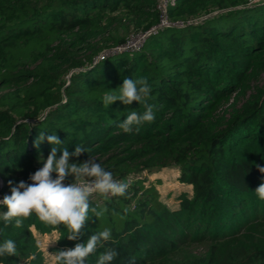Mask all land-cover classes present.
<instances>
[{
  "label": "trees",
  "instance_id": "obj_1",
  "mask_svg": "<svg viewBox=\"0 0 264 264\" xmlns=\"http://www.w3.org/2000/svg\"><path fill=\"white\" fill-rule=\"evenodd\" d=\"M158 3L0 0V200L19 181L31 183L46 161L53 145L45 139L37 147L40 132L56 134L57 147L70 153L86 149L70 162L91 157L129 184L122 196H92L91 206L104 214L89 213L77 241L35 214L22 228L0 220V243L11 239L17 249L0 264H47L33 229L58 233L56 253L105 228L111 240L86 264L107 248L118 252L112 264H264V240L236 242L264 223V201L254 192L264 183V85L254 84L264 73V0H167V18L181 26L95 59L127 41L113 33L122 22L135 31L157 25ZM126 77L147 78L155 114L132 133L118 124L145 107L102 103ZM159 166L177 167L178 180L192 187L174 206L161 200L156 182L137 176ZM198 242L209 245L204 256L172 258Z\"/></svg>",
  "mask_w": 264,
  "mask_h": 264
},
{
  "label": "clouds",
  "instance_id": "obj_2",
  "mask_svg": "<svg viewBox=\"0 0 264 264\" xmlns=\"http://www.w3.org/2000/svg\"><path fill=\"white\" fill-rule=\"evenodd\" d=\"M115 90L118 91L108 90L104 93L102 103L105 108L115 101H121L125 106L135 101L145 107L142 114L131 111L118 124L124 133H132L134 127L138 132L140 126L154 121L153 106L147 104L151 88L146 77L135 80L126 77L122 86ZM45 139L53 145L46 161L30 175L31 183L19 181L11 186L13 182L9 181L11 194L0 200V206L7 209L0 213V220L4 222L5 227L11 225L22 228L24 220L35 214L41 222L50 226L58 228L63 225L68 231L67 239L77 241L84 234L83 229L89 221V213L96 218L104 214L103 210L91 206L92 196H122L129 184L116 180L110 171L105 170L91 157L82 163L70 162L71 157H79L86 149L79 145L71 153L67 148L60 149L57 146L62 144V141L56 134L45 136V132H40L36 146L39 147ZM58 150L61 152L59 157ZM259 171L264 173V167H260ZM68 177L73 179L66 184ZM254 192L264 201V183ZM111 238V230L108 228L92 234L85 243H76L72 248L56 252L53 256L55 264H86L87 258L95 254L98 247L104 248ZM16 250V243L11 239L0 243V257L14 256ZM117 256L116 250L107 248L99 254L96 264H112Z\"/></svg>",
  "mask_w": 264,
  "mask_h": 264
},
{
  "label": "rangeland",
  "instance_id": "obj_3",
  "mask_svg": "<svg viewBox=\"0 0 264 264\" xmlns=\"http://www.w3.org/2000/svg\"><path fill=\"white\" fill-rule=\"evenodd\" d=\"M162 2V0H161ZM127 22H122L117 29H114L113 33L117 37H127L130 39H135L136 34L139 31H135L134 26L130 23L127 25ZM114 51H116V47L108 46L100 51V53L95 57V59H103L107 56H111ZM83 54V53H82ZM254 84L258 86L264 85V73L262 74L259 81H256ZM180 171L175 166H159L152 168L151 170H144L138 173V177L146 178L148 181L156 182V189L160 193L161 200L164 201L169 206H174L176 204V196L182 192L192 193L191 185H186L181 183L178 180V176ZM72 177H68L65 183H69L72 181ZM148 183V182H146ZM94 198L99 200V202L104 201V197L99 195H93ZM39 246L41 250L44 252L45 261L47 264H55L53 259L54 252L51 249L57 241L58 233L56 231L41 235L38 232H35ZM243 237L241 240H237L236 242H242L246 245L253 244L256 238H260L264 240V223L255 224L253 229H250L248 232L242 233ZM209 245L206 242H198V243H187L181 247L182 254H174L172 258L174 260H178L183 258L184 256H188L186 258L200 257L204 256L208 251ZM182 255V256H181ZM185 258V257H184Z\"/></svg>",
  "mask_w": 264,
  "mask_h": 264
},
{
  "label": "built area",
  "instance_id": "obj_4",
  "mask_svg": "<svg viewBox=\"0 0 264 264\" xmlns=\"http://www.w3.org/2000/svg\"><path fill=\"white\" fill-rule=\"evenodd\" d=\"M158 1H159L158 6L162 11V16L160 18V22L157 25L150 27L146 31H139L136 34L135 39H132L134 36L131 37L130 39H127V41L125 43L117 46L116 50L139 48L149 34L157 33L160 28L165 27V26H172V25L181 26L183 24L182 21L171 22L167 18V16H166L167 0H162V2H161V0H158Z\"/></svg>",
  "mask_w": 264,
  "mask_h": 264
},
{
  "label": "crops",
  "instance_id": "obj_5",
  "mask_svg": "<svg viewBox=\"0 0 264 264\" xmlns=\"http://www.w3.org/2000/svg\"><path fill=\"white\" fill-rule=\"evenodd\" d=\"M33 231H34V233L36 232V230H35V229H33Z\"/></svg>",
  "mask_w": 264,
  "mask_h": 264
}]
</instances>
